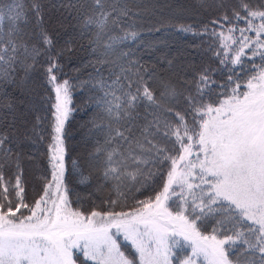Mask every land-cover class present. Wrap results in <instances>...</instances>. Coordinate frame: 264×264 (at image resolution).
Wrapping results in <instances>:
<instances>
[{
  "label": "snow or ice",
  "instance_id": "1",
  "mask_svg": "<svg viewBox=\"0 0 264 264\" xmlns=\"http://www.w3.org/2000/svg\"><path fill=\"white\" fill-rule=\"evenodd\" d=\"M28 4L0 3V119L10 129L0 125V264H77L76 250L95 264H137L120 251L121 234L139 264H173L184 245L191 255L177 264H264V0H202L211 18L176 30L207 37L216 66L185 65L175 81L129 46L142 36L134 0ZM66 27L72 35L57 48L53 33ZM77 37L97 56L82 82L98 110L89 164L117 196L87 212L71 207L65 183L75 85L61 61ZM38 68L54 95L40 98L47 115L29 128L4 86L28 91ZM45 119L50 178L29 202L20 161ZM135 193L145 198L115 210Z\"/></svg>",
  "mask_w": 264,
  "mask_h": 264
},
{
  "label": "trees",
  "instance_id": "2",
  "mask_svg": "<svg viewBox=\"0 0 264 264\" xmlns=\"http://www.w3.org/2000/svg\"><path fill=\"white\" fill-rule=\"evenodd\" d=\"M11 2L12 0H0V3L4 4ZM22 2L25 8L30 7L28 0H22ZM44 3H48V0H44ZM134 4L138 6L136 10L142 13V16L137 18L141 25L142 36L139 41L129 46L138 51L142 57L141 62L146 67H154L162 78L175 81L182 75V71L190 70L185 68V65H192L196 68L204 65L216 66L211 53L207 51L209 46L207 37H204L202 41L200 38L176 30L181 24H194L211 18L212 10L203 7L202 0H134ZM19 26L25 28L22 23ZM32 27L33 25L29 24L25 31H30ZM50 28L54 29L55 25H50ZM53 34L59 37L57 42V48H59L63 45L64 40L70 38L72 29L66 27L64 30L55 31ZM76 41L73 52L66 54L61 61L63 78L69 79L75 85L72 90L71 105L75 110L66 125L68 136L65 141L67 144L65 183L70 190L71 207L87 212L91 208L98 209L103 200L117 199V196L111 184L102 186L99 170L89 164L88 158L93 150L96 136L94 130H91L93 126L90 121L98 110L90 100V97L95 93L89 85L82 82L88 81L89 76L94 75L93 65L90 62L95 61L97 56L90 54L87 39L82 40L77 37ZM168 61H172V64L169 65ZM255 63H260L258 58ZM96 66L98 67V65ZM24 87L28 91L11 84L5 85L4 91L8 93L5 99L15 102L18 116L20 112L25 113L24 118L27 121V126L31 128L35 123L36 115L42 118L47 115L48 101H41L40 98L54 94L49 91L48 86L44 83L42 71L39 68ZM30 104L34 105V112L28 111ZM5 115L7 112L0 110V116ZM43 123L45 128L37 129L43 139L32 136L31 140L25 141L23 158L20 161L24 170L23 178L26 181L29 202L33 198H38V193L42 187V178L45 176L50 178L47 149L50 141L46 131L47 120L45 119ZM0 125L4 126V130L10 131L5 120L0 119ZM73 161H76L77 166L75 168ZM84 177H87L86 182H82ZM134 196L135 199L132 195L128 196L123 201V206L117 207L115 210L126 211L130 207H135V200L145 198L139 193H135ZM201 231L207 234L210 229L202 227ZM122 249L125 248L122 247ZM187 252L186 245L177 249L173 264H177V260L186 258ZM79 254V250H76L77 260ZM129 258L134 259L139 264L138 255L135 257L131 255ZM231 258L235 261V257Z\"/></svg>",
  "mask_w": 264,
  "mask_h": 264
},
{
  "label": "rangeland",
  "instance_id": "3",
  "mask_svg": "<svg viewBox=\"0 0 264 264\" xmlns=\"http://www.w3.org/2000/svg\"><path fill=\"white\" fill-rule=\"evenodd\" d=\"M66 147H67V144H66ZM66 160V159H65ZM183 243V242H182ZM118 244H119V246H120V251L121 252H123L124 253V255L126 256V257H130L131 255L132 256H136V255H138V253L136 252V249H135V247L131 244V242L130 241H126V240H124V238H123V235L121 234L120 236H119V238H118ZM187 246V250H188V255H191V249H190V246H188V245H186ZM122 247L123 248H125V249H122ZM138 258H139V255H138ZM130 259V258H129ZM81 262V263H80ZM84 262V263H83ZM138 262H139V260H138ZM95 262L94 261H88V260H86L83 256H82V254L80 253L79 255H78V260H77V264H94ZM197 264H202V261L201 260H198L197 261ZM203 264H206V262H203Z\"/></svg>",
  "mask_w": 264,
  "mask_h": 264
}]
</instances>
